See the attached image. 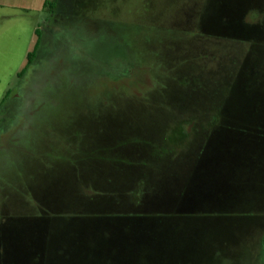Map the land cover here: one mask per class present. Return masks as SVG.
<instances>
[{
    "label": "rangeland",
    "instance_id": "rangeland-1",
    "mask_svg": "<svg viewBox=\"0 0 264 264\" xmlns=\"http://www.w3.org/2000/svg\"><path fill=\"white\" fill-rule=\"evenodd\" d=\"M43 2L0 0L2 247L45 208L43 264H264V0Z\"/></svg>",
    "mask_w": 264,
    "mask_h": 264
},
{
    "label": "crops",
    "instance_id": "crops-1",
    "mask_svg": "<svg viewBox=\"0 0 264 264\" xmlns=\"http://www.w3.org/2000/svg\"><path fill=\"white\" fill-rule=\"evenodd\" d=\"M46 1L47 0H44V2H43L44 7L49 4ZM1 6H2V4H1ZM36 30L39 31V44H38L37 48L35 49L34 58L32 59V61L29 64H27V55H26V65L23 67L24 71L21 73L20 76H19V72H21V70L23 68L18 72V76L21 77V78L27 76V74L31 70V67L34 65L33 62L35 61V58H36L35 57L36 56V50L38 49V47L40 45V40H41V35H42V31H41V29L39 27L35 28V30H34L35 34H36ZM37 39H38V36L36 34L35 43H36ZM35 43H34V46H35ZM33 49H34V47H33ZM32 50H30V51H32ZM42 212H46L47 216L41 215ZM36 213L37 214L33 213V215L37 216L36 219L30 220V221H26L25 219L17 220V221L15 220L14 223L11 225V228H12V235H13L14 232H27L28 233V225L29 224H31L33 222H37V221H40L43 224L45 223L46 224V231L44 232V235L42 236L43 237L42 238V242L40 244V247H39L38 251H37V249H35L33 251L28 252V250H26V247H24V249L18 248V242H16V240H13L12 242L6 243L4 245V247H2V243H0V254L2 253V256H1L0 260L4 259L5 264H17L18 261L20 260V258H21L22 261H24V257H22V254L24 252H22V251H26L29 254H31L32 256L37 254V258H36L35 264H43L45 259H41V258H42V253L47 249V246H46V243H45V236H46L47 230L51 229V231H52L55 228H58V229L61 228L62 229L66 225V227H68V229H71L72 231H74L76 223H75V220H73L74 219L73 217L65 216L62 213L56 215V214H53L50 211L45 210V208L44 209H40ZM5 215H6V213H4V216ZM10 216L11 215L8 216V214L6 215V217H10ZM60 219H63V220L60 221ZM67 220H69L71 222H74V225H70L69 223H67ZM7 223H8V220H7ZM53 223H57V224L53 225ZM15 229H16V231H14ZM3 232H5V229H3ZM8 237H10V236H8ZM89 246H90V244H89ZM4 248L8 251V260H7V254H5V256L3 254V249ZM76 255H78V254L74 255L75 258H76ZM87 260H88V258H86V262L85 263H82L81 261H76V263H78V264H87ZM31 262H34V261H31ZM28 264H31V263H28Z\"/></svg>",
    "mask_w": 264,
    "mask_h": 264
},
{
    "label": "trees",
    "instance_id": "trees-1",
    "mask_svg": "<svg viewBox=\"0 0 264 264\" xmlns=\"http://www.w3.org/2000/svg\"><path fill=\"white\" fill-rule=\"evenodd\" d=\"M46 2H47V1H46ZM36 34H37V36H38V39H37V41H36V43H35L34 49H33L32 51H30V52L27 54V64H29V63L32 61V59L34 58V55H35V49L37 48V46H38V44H39V31H38V30H36ZM23 71H24V68L21 70V72H19V76L21 75V73H22ZM262 242H263V247H264V237H263Z\"/></svg>",
    "mask_w": 264,
    "mask_h": 264
}]
</instances>
